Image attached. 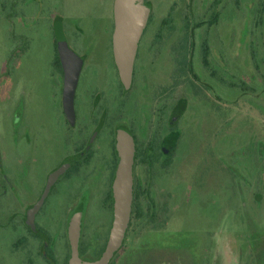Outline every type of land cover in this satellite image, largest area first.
Listing matches in <instances>:
<instances>
[{"label":"rangeland","instance_id":"rangeland-1","mask_svg":"<svg viewBox=\"0 0 264 264\" xmlns=\"http://www.w3.org/2000/svg\"><path fill=\"white\" fill-rule=\"evenodd\" d=\"M21 1L24 29L18 31ZM263 2L146 0L150 17L130 82L122 80L120 71L114 82L106 70L98 79L87 76V97L74 101L69 125L58 94L61 86L57 89L54 71L47 66V27L62 13L73 35L85 10L91 7L99 14L105 3L0 0V264H69L73 241L82 263L99 259L113 224L114 198L106 211L92 205L98 200L90 197L94 176L102 174L106 145L110 138L115 144L120 131L135 133L146 147L155 109L167 113L162 123L169 133L168 161L135 168L148 189L154 182L159 190L167 188L168 216L166 207L162 212L155 206L156 212H145L132 224L130 214L122 245L108 264H264ZM104 12L97 51L108 44L102 26L109 18ZM88 41L85 33L80 42ZM204 43L210 48L209 66L203 63ZM97 60L105 64L109 59L99 53ZM101 92L108 95L104 103L91 95ZM66 126L73 129L71 140L62 136ZM93 126L105 134L95 144L79 132L80 127ZM77 143H87L85 151L95 148L98 163L93 165L92 158L84 167L88 169L82 183L87 188L71 205L70 197H62L67 204L61 211L48 206L42 214V238L28 237L26 228L27 237L20 243L15 224L7 220L17 212L27 218L28 211L16 201L22 170L30 176L26 179L34 177L41 192L57 169L58 148ZM36 198L26 199L25 205ZM143 205L147 207L145 199Z\"/></svg>","mask_w":264,"mask_h":264},{"label":"flooded vegetation","instance_id":"flooded-vegetation-1","mask_svg":"<svg viewBox=\"0 0 264 264\" xmlns=\"http://www.w3.org/2000/svg\"><path fill=\"white\" fill-rule=\"evenodd\" d=\"M105 4L101 7L104 8V11H107L108 15V25L104 24L105 26H102L104 32L106 33V37L108 39V44L103 47L102 51H97L95 47V43L97 40V28L100 26V22L103 23L102 18L105 14L104 11L100 12L99 14H93L94 9L91 10V7L86 9L83 17V22H77L76 27L74 30L76 31L75 34L71 35V27L72 25L67 22V19L65 16L61 13L55 14L51 21H49V25L47 27L49 37H50V50H49V60L48 68L52 69L54 71V83L57 87V89L60 88V91L58 90L59 97H61V100L63 101L64 105V87H65V65L61 56V46L62 44L66 46V48L76 55L80 62V68H79V75L77 79V83L75 86L74 91V99H73V112H74V101L76 102L79 98L84 99L86 95V92L89 91L88 87L86 86V83L88 82L87 76L90 77L92 74V77H96L98 79V76L100 75L101 71L106 70L108 80H112L114 82V76L119 71L118 62L116 59V53H115V34H116V28L118 23V0H102ZM144 5L146 6V0H143ZM19 5L22 6V9L19 11L18 16V31H23V23H24V4L21 2H18ZM99 7V2H98ZM147 7V6H146ZM150 17V10L148 8V17L143 29V32L146 30V27L148 25V20ZM102 18V19H101ZM101 19V20H100ZM36 22V20L34 21ZM41 27H38V30L36 33H39V30ZM142 32V33H143ZM87 33L90 36V41L86 45L81 43V38H83V35ZM41 35V32H40ZM18 37L23 39V34H18ZM73 37V38H72ZM142 37L139 39L138 45L141 43ZM140 46V45H139ZM139 46L136 51V57L139 51ZM19 52L22 54V60L24 58V47L20 46ZM99 53L105 54L108 57V62L105 64H102L100 61L97 60V57ZM41 56V54L38 55V59ZM23 63V62H22ZM20 63V68L21 65ZM18 68L20 73L18 72L19 76L21 75V70ZM135 68V60L133 69ZM18 76V77H19ZM110 78V79H109ZM109 88V87H107ZM103 90V89H102ZM57 94V95H58ZM95 101L104 103L105 99L108 97L106 93H95L91 94ZM117 97V95L115 96ZM110 100V99H109ZM98 106V105H97ZM104 106V105H103ZM160 107H164V105H160ZM160 108V109H162ZM156 110V109H155ZM155 119L153 121L154 126L151 127V136L147 138V145L146 147L142 145V143L139 141L138 137L135 133H132L133 142H134V157H133V199H132V210H131V219L136 224L137 221L141 220L145 214L147 213L153 214L155 211V206L158 208L161 207L162 212L164 211L166 207V216H168V191L167 188L158 189V186L154 182V184L151 185V187L148 189L146 185H143L142 179L139 178L137 170L135 166L137 164H160V163H167L168 161V147L170 145L169 141V133L168 130L163 126L162 123L167 117L166 110H159L155 113ZM65 117L66 122L71 125L70 123V117L72 115H68L65 106ZM119 111V110H118ZM79 113V110L75 111V114L77 115ZM103 116L99 117V125L101 126V118ZM83 122V120H82ZM78 129L79 127H75V129ZM73 129H71L69 126H66V132L63 136L64 140L68 139L71 140L73 138ZM131 131V129H130ZM79 132L81 134L85 135V138L88 140V142L93 141L95 144L96 141H99L103 138H105V134L101 135L102 133V127L98 128L93 126V128L88 127H80ZM58 141V138H57ZM113 140L112 138L109 139L108 144L106 145L107 149L105 151V157L104 159H101L100 163H103L104 170L102 171V174L100 176H94V182L95 184H92L94 186L92 188L93 193H91V198H98V200L93 199V206H96V208H100L103 211L105 209H111L113 204V181H114V174H115V165L118 156L119 159V153L118 149L116 148L117 144V138L115 141V144H112ZM86 144L87 143H77L74 147H71V144H69L67 147H59L58 150L62 151L59 153V159L57 161V169L53 171V173L59 171V169H62L58 176L55 178L53 183L51 184L49 191L47 195L45 196L43 203L38 208V210L34 213L33 219H30V211L31 209L36 205V203L41 199L45 188L47 186L49 176L47 178L45 186H43V190L40 192V184L36 186V183L34 182V177L32 176L31 179L26 177H30L29 174L25 173V170H22V174H20V179L18 180L17 185V203L18 207H25V209L28 211L27 218H24V212L20 213L17 212L16 215L12 214V217H8L7 223L10 222L12 224H15L17 232H16V239L17 241H20V243H24L26 239V233L25 229L27 228L29 230L28 237H33L34 239H41V230L43 224L41 221L44 218L42 214H44V210L50 206L52 210L55 212L61 211L64 209L67 203L63 202L62 197H70V205L72 203V200L75 199L78 200L82 194L83 191L87 188L85 186L84 188V182L82 183L83 179L87 177V175L84 176V170L88 169L84 168L89 164V161L93 158V165L97 164L94 162V150L93 146L91 147V151H85L86 150ZM116 151V153H115ZM77 158L74 161H71L72 158ZM166 161V162H165ZM92 182V183H94ZM95 192H97L95 194ZM30 197H37L35 200H33L32 203H28L25 205L26 199ZM90 198V199H91ZM144 199L147 203V207L144 208L141 206V202H144ZM49 203V205H47ZM145 204V203H143ZM145 211H144V210ZM160 209V208H159ZM106 211V210H105ZM146 212V213H145ZM59 213V212H58ZM145 213V214H144ZM158 214V212L156 213ZM156 216V215H153ZM56 218V217H55ZM53 220V219H51ZM45 228V227H44ZM50 239L43 238V244L49 245Z\"/></svg>","mask_w":264,"mask_h":264},{"label":"water","instance_id":"water-1","mask_svg":"<svg viewBox=\"0 0 264 264\" xmlns=\"http://www.w3.org/2000/svg\"><path fill=\"white\" fill-rule=\"evenodd\" d=\"M148 8L143 0H118V23L115 34V53L122 80L129 83L132 77L134 60L142 35ZM61 56L65 65L64 106L68 115L73 113L74 91L77 83L80 62L65 45L61 46ZM119 164L113 183L114 219L107 246L99 259L90 264H108L122 245L130 221L133 184L134 142L127 131H120L117 137ZM62 169L52 173L41 199L30 211V219L43 203L49 188ZM69 264H84L79 259L78 247L72 243V256Z\"/></svg>","mask_w":264,"mask_h":264},{"label":"trees","instance_id":"trees-1","mask_svg":"<svg viewBox=\"0 0 264 264\" xmlns=\"http://www.w3.org/2000/svg\"><path fill=\"white\" fill-rule=\"evenodd\" d=\"M262 9L264 10V2H263ZM209 54H210L209 45H208V43H204L203 48H202V55H203V63L205 66L210 65L209 60H208Z\"/></svg>","mask_w":264,"mask_h":264}]
</instances>
